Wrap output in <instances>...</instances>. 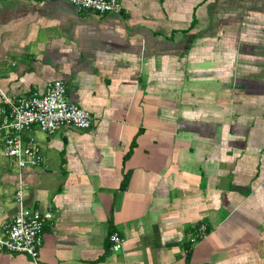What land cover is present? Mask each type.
Listing matches in <instances>:
<instances>
[{"label": "crops", "instance_id": "crops-1", "mask_svg": "<svg viewBox=\"0 0 264 264\" xmlns=\"http://www.w3.org/2000/svg\"><path fill=\"white\" fill-rule=\"evenodd\" d=\"M119 1L0 0V107L60 79L92 118L24 130L21 170L0 135V228L19 178L53 213L36 260L0 264H264V0Z\"/></svg>", "mask_w": 264, "mask_h": 264}, {"label": "built area", "instance_id": "built-area-1", "mask_svg": "<svg viewBox=\"0 0 264 264\" xmlns=\"http://www.w3.org/2000/svg\"><path fill=\"white\" fill-rule=\"evenodd\" d=\"M78 9L90 10L99 14L120 13L119 0H66ZM5 105L0 107V135L3 156L18 169L38 165L41 157L33 138L24 142L22 133L35 125L51 134L59 128L75 127L87 129L91 126L90 112L68 101L66 84L56 79L46 84L42 94L22 96L11 100L4 94ZM22 179L19 178L14 191L17 204L11 220L0 228V252H20L36 260L43 243L42 229L46 220L53 217L51 211L41 212L24 202ZM4 193L6 189H2ZM205 226L201 225L190 242H196L205 235ZM110 249H120L123 238L117 231L109 234Z\"/></svg>", "mask_w": 264, "mask_h": 264}, {"label": "rangeland", "instance_id": "rangeland-1", "mask_svg": "<svg viewBox=\"0 0 264 264\" xmlns=\"http://www.w3.org/2000/svg\"><path fill=\"white\" fill-rule=\"evenodd\" d=\"M0 159H2V157L0 156Z\"/></svg>", "mask_w": 264, "mask_h": 264}, {"label": "trees", "instance_id": "trees-1", "mask_svg": "<svg viewBox=\"0 0 264 264\" xmlns=\"http://www.w3.org/2000/svg\"><path fill=\"white\" fill-rule=\"evenodd\" d=\"M123 186V185H122Z\"/></svg>", "mask_w": 264, "mask_h": 264}]
</instances>
